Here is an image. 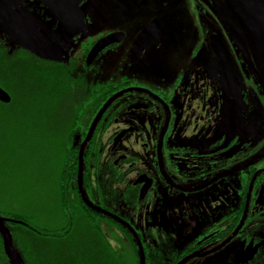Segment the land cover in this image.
<instances>
[{
  "label": "flooded vegetation",
  "instance_id": "flooded-vegetation-1",
  "mask_svg": "<svg viewBox=\"0 0 264 264\" xmlns=\"http://www.w3.org/2000/svg\"><path fill=\"white\" fill-rule=\"evenodd\" d=\"M9 2L57 56L0 29V73L62 91L58 232L87 226L134 264H264V0Z\"/></svg>",
  "mask_w": 264,
  "mask_h": 264
},
{
  "label": "rangeland",
  "instance_id": "rangeland-1",
  "mask_svg": "<svg viewBox=\"0 0 264 264\" xmlns=\"http://www.w3.org/2000/svg\"><path fill=\"white\" fill-rule=\"evenodd\" d=\"M19 66L0 73V83L13 96L10 106H0V209L30 216L34 228L59 231L67 221L54 209L56 134L46 115L63 95L34 67ZM87 228L73 237L62 233L55 238L16 228L22 234L20 253L27 264H134V249L98 244Z\"/></svg>",
  "mask_w": 264,
  "mask_h": 264
},
{
  "label": "water",
  "instance_id": "water-1",
  "mask_svg": "<svg viewBox=\"0 0 264 264\" xmlns=\"http://www.w3.org/2000/svg\"><path fill=\"white\" fill-rule=\"evenodd\" d=\"M0 29L5 33L10 34L13 39L16 38L15 42L18 45L25 46L28 49L32 50L34 53L41 54L44 58L57 57L53 52L47 50L46 48H43L42 50L37 49V42L38 39H40L41 35L27 28L19 20V18L13 12L9 0H0ZM42 37L44 38L43 41H46L45 36ZM101 44L105 45L104 42H102ZM0 101L4 103L11 102L10 95L1 88H0ZM110 102L111 101H109L106 106H108ZM81 191L85 201L88 203V205L92 206L87 201L82 187H81ZM0 234L3 238L4 248L10 264H24L21 255L14 247L13 238L9 229L6 226H4L1 222H0ZM140 254H141L142 264H145L144 251L142 249L140 250Z\"/></svg>",
  "mask_w": 264,
  "mask_h": 264
},
{
  "label": "trees",
  "instance_id": "trees-1",
  "mask_svg": "<svg viewBox=\"0 0 264 264\" xmlns=\"http://www.w3.org/2000/svg\"><path fill=\"white\" fill-rule=\"evenodd\" d=\"M1 210V209H0ZM0 222L6 226L13 238V244L15 249L19 252V254L21 255L24 264H27L28 261L27 259L24 258V256L20 253V236L22 235L19 231L16 230L20 229L23 231H27L29 233L32 234H37V235H42V233L47 232V234L49 233L50 237H54L55 236H60L61 234L56 231V230H41L38 228H34L31 224V217L24 215L22 213H18V212H12V211H7V210H1L0 211ZM65 231V229H63ZM62 232V231H61ZM44 235V234H43ZM114 258H112V260H114ZM114 262V261H113ZM0 264H10L9 259L7 257L5 248H4V242H3V238L0 234Z\"/></svg>",
  "mask_w": 264,
  "mask_h": 264
}]
</instances>
